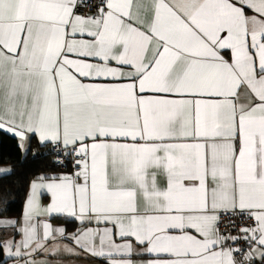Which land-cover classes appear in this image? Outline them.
<instances>
[{
  "label": "snow or ice",
  "instance_id": "6c2138e0",
  "mask_svg": "<svg viewBox=\"0 0 264 264\" xmlns=\"http://www.w3.org/2000/svg\"><path fill=\"white\" fill-rule=\"evenodd\" d=\"M0 131V264H264V0H0Z\"/></svg>",
  "mask_w": 264,
  "mask_h": 264
},
{
  "label": "trees",
  "instance_id": "16d2710c",
  "mask_svg": "<svg viewBox=\"0 0 264 264\" xmlns=\"http://www.w3.org/2000/svg\"><path fill=\"white\" fill-rule=\"evenodd\" d=\"M32 153L24 155L18 141L14 138L2 136L0 140V163L9 165L12 169L11 173L0 178V198L4 193H11L8 197L9 203L7 205L0 203V209L7 208L4 214L7 218L19 219L25 208V201L29 192L30 181L33 180L40 173L52 174L70 171L61 170L53 164L55 157L48 154V149L42 147L38 140L33 138L31 140ZM60 221L68 231L77 227L76 223H65V220ZM3 259L7 260L5 255L0 254Z\"/></svg>",
  "mask_w": 264,
  "mask_h": 264
},
{
  "label": "crops",
  "instance_id": "0c3cea01",
  "mask_svg": "<svg viewBox=\"0 0 264 264\" xmlns=\"http://www.w3.org/2000/svg\"><path fill=\"white\" fill-rule=\"evenodd\" d=\"M241 102H243V97L241 98ZM2 136L11 137V138H14V139H16L18 141V139L15 136H13L11 133H8L6 131H0V140H1ZM24 155H26V154L24 153ZM0 168H10L11 169V167L9 165H4V164H1V163H0ZM8 174L0 175V178L5 176V175H8ZM47 202H48V199H47V197H45L44 198V203H47ZM65 219H69L70 220V218L57 217V218L53 219L52 223H53L54 226H64L58 220H65ZM75 230H76V228L71 230V231H68V232H73ZM0 237H2L3 239L10 238L9 235H3V234H0ZM5 257H6V255H5ZM35 259L36 260H50L51 264H101V260L100 259L87 258L86 256H85V258L59 257L57 259H53L52 257L48 256L45 253L44 255L36 256ZM9 264H12V261L9 260Z\"/></svg>",
  "mask_w": 264,
  "mask_h": 264
},
{
  "label": "built area",
  "instance_id": "2783aa9c",
  "mask_svg": "<svg viewBox=\"0 0 264 264\" xmlns=\"http://www.w3.org/2000/svg\"><path fill=\"white\" fill-rule=\"evenodd\" d=\"M55 159V158H54ZM57 166V165H56ZM59 169H61V170H67V169H64V168H62L61 166H57ZM72 171V168L70 169V171L69 172H71Z\"/></svg>",
  "mask_w": 264,
  "mask_h": 264
}]
</instances>
